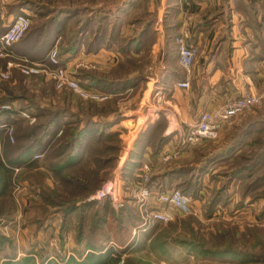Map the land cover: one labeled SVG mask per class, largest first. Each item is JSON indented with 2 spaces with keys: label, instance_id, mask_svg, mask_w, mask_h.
<instances>
[{
  "label": "rangeland",
  "instance_id": "rangeland-1",
  "mask_svg": "<svg viewBox=\"0 0 264 264\" xmlns=\"http://www.w3.org/2000/svg\"><path fill=\"white\" fill-rule=\"evenodd\" d=\"M30 1L32 2V0ZM59 1L68 3L74 1L73 4H77V0ZM84 1L85 0H79L81 4L84 3ZM105 1L106 3L116 4V2L121 0ZM97 2L104 1L98 0ZM7 6L8 5L5 6L4 11ZM3 13L1 9L0 24L4 21L2 16ZM45 17L46 16H41L40 20H46ZM37 23L38 21H31L29 37H22L25 39V41L22 40L21 42L23 44L25 43L24 46L22 45L23 47L14 43L5 48V51L9 50L7 51L9 55L0 58V75L4 70H8L11 72V76L8 79L0 78V85L2 87H14L15 84L17 86L20 84L17 87V91L20 92L24 90L26 94L31 93L33 90L38 91V96L40 97L37 96L36 103L39 101L41 105L45 106H50L52 103V106L59 108L61 111L68 110L67 113H69L71 117H73L72 114L78 113L85 118L92 116L97 119L98 116L102 117L105 112H108L107 110H109L110 107L115 106V108H117L116 111L108 112L106 116L111 118L119 114L118 116L120 118L118 122L114 124L115 126H112V129H118V132L110 135L108 134L107 137L108 139L110 138L108 141L112 144L118 143L119 139V149L115 153L116 158L112 163H106L105 161L103 163L95 162V164L92 165L94 168L89 170V174L84 175V173H81L84 178V183L90 184L88 190H84L82 187L79 188V186L76 185L77 183L66 184L58 174L57 177L55 174H53V176L49 175L47 170H45V166H38V163H43L45 159L38 160L37 165L32 162L34 166H32L31 163H23L19 166L14 165V168H10V171L0 168V264H4L6 261H9L8 264H13L14 256L17 260L27 255H32L34 261L36 260L39 263L51 260L50 257L56 260V258H59L61 251L57 248L51 249L53 248L51 247L53 246L51 242L54 241L53 238L56 236L55 232H57V229H60L61 225L65 228L63 231L70 230L74 238L78 239L79 234L76 226L79 227L80 225L79 212L76 213L73 221L69 218L64 224L61 222L60 215L54 213L51 222L45 221L48 229L41 228L40 220L44 216L42 214V208L39 210L40 206L37 207V204L42 203V195L44 194L43 189L50 187L51 190H54L59 189L60 186V193L64 195L63 198L69 199L70 201L76 200L78 204L81 203L84 198L95 200L91 198L95 190L99 189L108 180H117L121 200L123 201L126 198L122 194L124 192L123 188L127 189L132 183L131 186L134 187L135 183L131 181L133 178H127L123 174V168L135 144L133 147L131 146V148L129 143L123 144V137L127 136L129 128H127L125 124H121V121L124 120L130 112L135 111L136 108L138 110L142 109L143 116L138 118V122L141 121L143 123L144 120L148 118L147 125L138 132L140 134L160 117L163 119L161 124L162 133L167 132L171 124L178 122L176 117H174L175 113L173 110L160 112L162 113L161 115L158 113L154 105L160 102V98H162L160 93L151 95L148 98L150 99L149 104L147 106L146 104L145 106H141L138 98L141 87L137 89L134 88L125 95H110L109 99L107 98L102 101L94 100L95 102H93L92 99L83 98L70 87H57L56 81L53 78L51 79V76L47 73H40L44 74V80L37 77H27L25 78V82L20 81V76L18 74H13L12 69L13 67H19L21 69V67L11 66L8 68L7 62L11 60L15 63L23 62L30 65L36 60H30L29 57L38 54L37 52H39V50H45V47L48 46L46 43H48L50 30H45V27L40 26L44 29V31H41ZM66 32L65 30L64 35H66ZM61 40L63 42L61 44L62 48L67 45L65 44L67 40L63 38L62 35L58 36L54 44L50 46V48L48 47L47 55L55 46H57L60 54L61 48L59 44ZM3 47L4 44L0 43V48ZM19 49H22L27 54H19ZM65 55L68 54H60L63 61L62 63L66 62L64 59L65 57H63ZM7 57L10 58L6 61L1 60ZM74 63V68L78 69L84 62H81V58H77ZM150 64L151 63H148L149 66ZM98 65L91 62L89 63V68H94L101 73L104 69H100ZM85 66H87V62H85ZM21 71L24 72L22 69ZM105 72H108V70H105ZM110 73H115V71H110ZM145 74L149 76L152 75L153 72L149 74L146 72ZM51 82H53V84ZM144 82L145 81L142 82L141 86ZM255 84V89H253L254 91L252 92L264 94V80H257L256 78L254 79V85ZM190 86L185 88H189ZM87 89L95 90L93 88ZM53 91L55 92L54 97L47 96L52 94ZM96 103H101L100 106L104 108L98 109L97 105L99 104ZM120 103L122 104L119 107ZM106 107H108V109ZM144 115L147 118L144 117ZM256 117H262L264 119V100L262 104L234 117L229 122V125L226 124V126H228L227 128L224 126L216 135L206 138L202 143L194 147L192 146L182 150L183 147L176 141L172 146L165 147L164 144L157 156H151V151L153 150L151 145H147V147L143 149L146 156V160L143 163L147 162L151 165L149 173L150 179L153 176H157L159 180L156 181L167 183L170 172L176 170L179 173L176 175L177 179L172 180L173 184L171 186H178L176 182L186 181L190 187L196 186L199 188V191L203 190L204 194L205 192L207 195L209 194L208 200H210L209 202L214 206L213 212H210L209 217L204 214L203 210L200 216L195 214L175 213L174 219L168 223H152V226L155 224H159L160 226L154 229L155 233L148 247L147 258L144 260L143 258L145 257L143 255L140 257L133 256L131 258L134 264H264V178H260L264 175V159L256 169H249L247 172H244V174L237 176L233 174L236 165L242 163L239 158L240 154L252 155L251 159L258 156V152L262 149L261 147H264V128L260 131H252L246 137L245 141L232 152L223 155L220 153L234 141L241 129L246 125V122ZM46 119L47 118L44 120ZM194 119L195 117L191 121ZM151 120H153V122ZM83 124L84 122H81V125ZM21 130L26 131L27 128H22ZM144 141L145 139L141 141V143ZM124 148H130L127 155V151ZM166 150L169 153L172 152L173 155L169 160L164 161L163 158ZM102 152L101 155L103 156ZM40 154H42V157L39 158H43L45 153ZM94 154L96 155V152H94ZM237 155L238 158L235 159ZM209 157H212V161L207 164ZM199 165L201 168L195 170L196 174H194L195 167ZM183 166H186V168L190 170L192 169L193 172L190 170H177L183 168ZM163 174L164 178L162 177ZM189 177L191 180L187 181ZM256 178H258V181L251 183ZM157 184L158 183L153 182L151 186V190L155 193L170 189H160L157 187ZM245 189L248 191H245ZM234 199L237 200V203L236 200L235 202L233 201ZM111 203L113 202L111 201ZM124 213V211L120 212L118 217L111 214L107 223L104 224L105 230L109 231L113 240L118 241L116 231H130L129 225L125 227L123 224ZM58 220H60L59 223ZM95 221L96 218H94L92 206V210L86 211L83 224V238L90 240L87 230ZM99 222L101 224V220ZM100 238L103 239L102 236H100ZM121 242L127 243L128 241L126 242V240L121 239ZM60 243L61 241L58 242V244ZM111 244L113 245L114 243L111 242ZM134 248L137 247H135L134 244L132 246L131 242H128L122 250L125 249L123 252H129L130 249ZM163 261H165V263H162Z\"/></svg>",
  "mask_w": 264,
  "mask_h": 264
},
{
  "label": "trees",
  "instance_id": "trees-1",
  "mask_svg": "<svg viewBox=\"0 0 264 264\" xmlns=\"http://www.w3.org/2000/svg\"><path fill=\"white\" fill-rule=\"evenodd\" d=\"M97 1L85 0L81 4L77 0V4H73L74 1L68 3L59 0H38V2L37 0H32V2L30 0H15V3L11 6V11H14L16 15L25 12L32 22L38 21V27L41 26L45 27V30H50L48 43H46L48 46L45 47L44 51L39 50L38 54L30 56V60H47L48 49L54 44L56 38L61 35L67 40L65 43L67 45L62 48L61 44L63 42L61 40L59 44L61 48L60 54L75 55L83 48L90 52L98 51L103 47L113 48L119 54H123V58L122 60L120 59L118 66L110 70L112 72L115 71V73H100L96 69L86 66H80L76 70V76L86 88H93L114 96L122 95L123 93H128L130 89H136L145 80L144 69L150 62L151 47L156 39L155 26L158 15L157 12L150 10V0H121L116 2V4L106 3L105 0H103L104 2ZM167 3L163 21L167 41L166 48L171 58L175 59L176 54L178 56V45L175 37L179 22L174 20V18L176 17L179 5L178 0H168ZM41 16H46V20L41 21ZM127 26L131 27L130 31L125 29ZM41 27V31H44ZM6 28L7 25L0 24V35ZM65 30L67 31L66 35H64ZM29 33L30 30L26 32L24 37H29ZM23 38L14 43L23 47L25 45V43H21L22 40L25 41ZM18 52L23 55L27 54L22 49H19ZM8 58L10 57L1 60L6 61ZM12 73L18 74L20 81L23 82H25V78L27 77H37L44 80V74H26L19 67H13ZM51 83L53 84V82ZM18 86L16 84L14 87L3 86L6 89V93L0 96V168L10 171V168H14V165L19 166L23 163H31L34 166L32 162L37 165L38 160L45 159L43 163H38V166H45V170H47L49 175L53 176L55 174L57 177L58 174L66 184L77 183L76 185L79 188L82 187V189L88 190L90 184L84 183L81 173H84V175L89 174V170L94 168L92 165L95 162L103 163L105 161L106 163H112L116 158L115 153L119 149V139L118 143L112 144L108 141L110 138L108 139L107 136L108 134L118 132V129H112V126H115L114 124L118 122L120 117L117 113H114L117 115L111 118L106 115L108 112L116 111L117 108L115 106L110 107L107 110L108 112H105L102 117L98 116L97 119L92 116L85 118L78 113L79 116L76 113L72 114L70 112L73 116L71 117L67 113L68 110L61 111L59 108L52 106V103L50 106L41 105L39 101L36 103V98L40 97L38 96V91L33 90L31 93L26 94L24 90L18 92ZM54 94L55 92L53 91L50 95L54 97ZM14 101L18 102V107L13 106ZM93 102L95 101L93 100ZM5 104H8L10 107L3 108ZM100 104L97 105L98 109H103L104 107L100 106ZM108 107L106 108L108 109ZM23 110L34 115L35 121L30 122L29 119L20 115V112ZM45 118L47 119L44 120ZM81 122H84V124L81 125ZM162 122L163 119L160 117L149 125L146 130L141 132L123 168V174L127 178H133L135 170L146 160L143 149L147 145H151L153 148L151 156H157L160 153L164 146V140L161 137ZM3 123L12 124L15 127L14 141L9 139L5 128L1 126ZM22 128H27V130H21ZM263 128L264 119L262 117L249 119L234 141L224 151L220 152L221 155L232 152L245 141L252 131H260ZM143 138L145 141L141 143L144 140ZM261 148L258 156H253V159H251L252 155L240 154L239 158L242 163L236 165L233 174L237 176L244 174L249 169H256L264 159V147ZM94 152H96V155ZM37 153L45 154L43 158L38 159L35 157ZM211 158L209 157L207 164L212 161ZM237 158L238 155L235 159ZM200 168V165L195 167L194 174H196L195 170ZM177 170L184 171L190 169L183 166V168ZM190 171L193 172L192 169ZM177 173L179 172L176 170L170 172L167 183L156 181L159 180V177L153 176L149 181V186L151 187L153 182H156L158 183L157 187L160 189L179 187L195 198L199 193L198 187H190L186 181L176 182L178 186H171L173 184L172 180L177 179ZM258 178L254 179L251 183L257 182ZM260 178H264V175ZM189 180H191L190 177L187 178V181ZM245 191L248 190L245 189ZM60 192V186L59 189L54 190H51L50 187L43 189L42 203L37 204V207L40 206L39 210L42 208L44 216L40 220L41 228L48 229L45 221L51 222L54 213L60 215L61 222L64 224L69 218L73 221L76 213L79 212L80 225L79 227L76 226V229L79 234L78 241L83 242L81 241V237L84 233L83 224L86 211L92 210L93 206V214L96 221L87 230L90 240L86 239L83 242L84 250L86 248H90V250L83 257L73 254L67 256L64 250H62L59 258H56V260L51 258V260L44 263L34 261L32 255H27L17 260L14 256L13 264H116L115 262L118 258L115 257H117L118 253L115 255L113 245L108 244L109 232L103 226V222L107 220V215H116V211L111 206L110 200H88L84 198L81 203L77 204L76 200L70 201L63 198L64 195H61ZM209 201H207L203 208L206 216L212 212L214 206ZM130 217L132 225L136 226L137 229L145 228L147 230L149 228L143 225L144 218L140 212L131 213ZM159 226V224H155L149 232L154 233V229H157ZM60 229L63 231L65 228L61 225ZM60 244L62 249V243ZM121 251L123 252L125 249H121ZM131 257L133 256H126L123 264H134ZM8 263L9 261H6L4 264Z\"/></svg>",
  "mask_w": 264,
  "mask_h": 264
},
{
  "label": "crops",
  "instance_id": "crops-1",
  "mask_svg": "<svg viewBox=\"0 0 264 264\" xmlns=\"http://www.w3.org/2000/svg\"><path fill=\"white\" fill-rule=\"evenodd\" d=\"M167 2L168 0H150V10L157 12L158 20L155 26L156 39L150 51L149 63L151 64L150 66L147 64L144 70L145 73L153 72V74L149 76L145 74L144 84L141 86L142 81L138 86L141 87L138 97L141 106L149 104L150 99L148 98L151 95L160 93L162 98H160L158 104L154 105L158 113L161 115L160 112H166V110H173L175 113L174 117L178 122L171 124L168 131L163 132L161 135L165 147L172 146L176 141L178 142L182 132L188 129L189 122L201 110H213L229 98L237 97L245 91H254L253 89L256 86V84L254 85V79L264 80V0H178L179 9L174 18L179 22L177 34L182 27H188L192 32L193 40L200 49L190 72L181 67L177 54L175 59H172L170 54L167 53L163 22ZM14 3L9 4L4 11L6 20L3 21L2 25H6V22L16 15L14 11H11V6ZM125 29L130 31L131 27L127 26ZM63 57L66 60L65 65L70 69L74 68V61L81 58V62H84L82 66H85V62H87L86 67L89 68V63H96L99 64L100 69H104L102 70L103 73L111 74L110 70L118 66L123 54H119L113 48L103 47L98 51L90 52L83 48L75 55L68 54ZM105 70H108V72H105ZM181 80H189L191 86L185 88L176 85ZM129 92H131V89ZM5 93L6 89L0 85V96ZM47 96L52 97L51 95ZM121 104H119V107ZM13 106L18 107V102L14 101ZM141 116H143L142 109L138 110L136 108L135 111L130 112L121 121V124H125L129 128L127 136L123 137V144L129 143L130 148L138 140L140 129L147 125L148 118L145 115L144 117L147 119L143 123L140 120V122L137 121ZM151 121L153 122V120ZM229 124L228 122L227 125ZM130 148H124L127 151L126 155ZM141 166L135 170L134 177L131 180L135 184L139 180ZM132 184L127 189L123 188L124 192L122 194L126 197L123 208L116 207L111 203L116 211L115 217H118L120 212H125L123 224L125 227L129 225L130 228L129 232L116 231L118 241L113 240L110 233H108V244L113 242V251L115 255L118 253L115 257L118 258L116 264H123L126 256L140 257L143 255L145 260L148 247L155 233L149 232L151 225L146 226V228L149 227L147 230L145 228L137 229L136 226L132 225L130 214L139 213L138 206L131 197L134 188L131 186ZM208 195L200 190L194 198L196 205L202 211L208 201ZM235 200L233 201L235 202ZM209 215L210 213L207 216L209 217ZM110 216L107 215L106 219L108 220ZM107 220L103 222V226L107 223ZM59 222L60 220H58ZM55 234L56 236L53 239L61 241V252L64 250L67 256L73 254L83 257L90 250V248L84 250L83 242L86 239L81 237L83 242L78 241L70 230L57 229ZM121 239L131 242V245L134 244L137 248L130 249L129 252H122L121 249L128 242L123 243ZM162 263H165V261Z\"/></svg>",
  "mask_w": 264,
  "mask_h": 264
},
{
  "label": "built area",
  "instance_id": "built-area-1",
  "mask_svg": "<svg viewBox=\"0 0 264 264\" xmlns=\"http://www.w3.org/2000/svg\"><path fill=\"white\" fill-rule=\"evenodd\" d=\"M14 2L15 0H0V10L2 9V13L6 5ZM2 16L5 21V14L3 13ZM6 25L7 28L0 35V43L4 44V47L0 48V58L8 56L9 52L7 51L9 50L5 51V48L20 40L29 30L31 19L25 12H21L15 15L10 21L6 22ZM175 41L178 45V62L185 71L190 72L196 62L200 50L199 46L193 40L192 32L188 27L181 28L175 37ZM47 56V61H34L30 65L23 62L15 63L10 60L7 62V67L20 66L26 73H47L51 76V79L53 78L56 81L57 87H70L86 99L105 100L111 95L110 93L100 92L96 89H87L76 76L77 69H69L62 63V58L60 57L57 46L53 47ZM10 76L11 72L4 70L0 78L8 79ZM176 85L188 87L190 86V81L181 80L178 81ZM263 100L264 94L245 91L241 96L227 99L213 110H202L195 119L189 123L188 129L179 136L178 143L183 147L182 150L202 143L206 138L216 135V133L234 117L262 104ZM3 107L8 108L10 106L5 104ZM20 115L26 117L31 122L35 121V117L26 110L21 111ZM1 126L5 128L9 139L14 141L15 127L9 123H3ZM172 155V152L169 153L166 150L163 160H169ZM35 157H42V154L37 153ZM140 170L139 180L134 185L131 197L137 204L138 211L144 218L143 225L148 226L155 222L168 223L174 219L175 213L195 214L200 216L202 210L196 205L192 195L184 192L179 187L155 193L149 186L150 165L144 163ZM91 198L96 200L109 199L116 207H122L124 202L120 197L117 180H108L105 182L93 195H91ZM57 242L59 241L54 240L51 242L53 245L51 247L60 250V244Z\"/></svg>",
  "mask_w": 264,
  "mask_h": 264
}]
</instances>
